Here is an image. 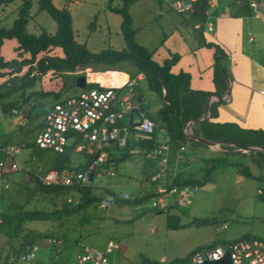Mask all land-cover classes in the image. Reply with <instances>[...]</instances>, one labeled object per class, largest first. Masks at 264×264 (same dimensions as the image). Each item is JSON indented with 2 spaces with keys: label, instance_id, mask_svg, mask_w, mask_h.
<instances>
[{
  "label": "rangeland",
  "instance_id": "rangeland-1",
  "mask_svg": "<svg viewBox=\"0 0 264 264\" xmlns=\"http://www.w3.org/2000/svg\"><path fill=\"white\" fill-rule=\"evenodd\" d=\"M24 1L10 0L0 5V9L8 13L4 17L0 12V26L8 27L12 19L18 17ZM31 1L30 18L26 24L27 32L54 33L56 22L47 11H37V0ZM123 1L111 0L110 6L119 8ZM176 1L188 0H128L134 39L138 44L147 45L148 50L154 47L153 58L157 61H160L159 54L164 50L163 46L159 47V43L169 37L168 33L163 32L162 26L169 28L168 21L174 22L175 25L186 24L185 18H191L190 15L183 16L172 6ZM212 1L233 11L241 5L245 7L244 4L249 0ZM260 1L264 5V0ZM51 2L58 9L63 7L69 9L75 39L79 43H84L91 52L107 48L120 50L125 46L120 26L122 17L108 6V0H51ZM198 15L200 16V13L196 12L192 20L198 19ZM148 39L149 42L145 43ZM199 39L202 40L201 36ZM7 42L1 49L5 59L20 60L27 56L12 46L17 44L16 39ZM213 49L215 50L214 46ZM61 55L59 48L51 47L38 53L36 59ZM97 65L88 63L83 70L93 72ZM26 68L24 66L19 74H23ZM131 71L134 69L131 68ZM63 72L64 70L61 71L62 74ZM43 74L32 70L29 77L19 82L16 90H12L13 86L15 87L14 83L6 80L8 74L0 76V141L15 144L20 148L17 160L24 168L32 169L41 163L40 160L44 163L42 166L46 167L56 157L54 152L38 149L34 143L41 127L45 107L54 103L56 92H60V96L65 98L79 91L73 79H67L71 78L67 74L62 75L56 71L45 76ZM48 91L51 92L48 95L41 93L45 94ZM135 92L146 99L142 106V115L158 121V111L165 104L161 95L149 89L145 79L139 82ZM3 104L14 106H10L8 112H4L1 110ZM26 104H30L32 108L30 114H25L24 111L21 114L12 113L13 108H24ZM158 136L161 141L173 144L169 141L166 130H159ZM134 144L131 135L128 147L118 148L111 145L110 159L97 163L95 170L98 175L94 173L91 180L94 185L93 194L99 196L100 201L103 199L110 201L105 209L99 207V201L95 205L78 209L70 215H61L57 219L26 223L27 229L51 232L59 236L57 239L61 242L57 247L49 246L46 243L47 238L37 242L41 247L38 264H75L73 261L75 250L84 246L104 249L108 241H113L118 246L109 256L113 264H170L176 258L202 251L212 243L224 245L241 237L264 240V171H259L249 164L242 154L233 157L223 154L215 156L203 149L196 154L190 152L191 148L187 147L185 155L192 153L191 157L194 158L189 167L188 178L196 180L198 190L187 196L188 200L183 204L179 203L182 199L180 194L171 195L170 207L166 213L153 210L151 199L132 205L111 200L104 191L106 188L110 187L117 192L121 199L124 193L132 197L145 174L151 171L157 157L159 158L151 151L130 153L129 149H133ZM113 158L116 160L110 162ZM68 159L71 167L86 169L93 156L70 152ZM231 159L233 165L230 167L226 162ZM109 172H113L114 175H110ZM25 182L26 180L19 176L14 186L9 184L6 187L9 192L11 191L9 196L20 201L23 195L29 193L25 188ZM31 186L33 184L29 185ZM39 196L37 198H40V201H36L37 207L45 205H48L49 209L66 207L63 201L56 200L49 204L41 200L42 195ZM74 203H77V200ZM0 210L2 211L1 207ZM169 220L176 226H169ZM3 231L0 223V264L5 263L11 246L18 244V239L8 240ZM189 262L191 263V258Z\"/></svg>",
  "mask_w": 264,
  "mask_h": 264
},
{
  "label": "trees",
  "instance_id": "trees-1",
  "mask_svg": "<svg viewBox=\"0 0 264 264\" xmlns=\"http://www.w3.org/2000/svg\"><path fill=\"white\" fill-rule=\"evenodd\" d=\"M10 0H0V5ZM38 10H45L49 13L52 19L56 22V30L54 33H47L42 31L39 34L28 33L26 24L29 18V10L32 7L31 0H25L20 7L19 15L15 18L9 27H0V48L3 39H16L17 49L24 53H28V57L20 60L12 58L5 60L0 51V76L8 74L6 79L8 82H13L12 90H16L19 82L23 81L31 74L32 70L36 68L37 71L46 73L52 69L57 72L74 71L76 68L83 67L88 63L104 64L106 68H117L120 64L127 62L135 67L136 73H143L149 89L156 91L161 95L165 104L162 109L158 111V121L150 118L154 123V132L150 138H139L137 143L144 149L145 152L152 151L158 144L157 135L159 130H166L169 136V141L176 143L183 138L181 131L182 126L190 119L198 118L204 110V100L208 92L192 90L190 88V75L186 72L173 73L171 68L179 59V55L173 53L170 57L164 59L161 63L152 58V51L144 46L138 44L134 39V29L132 28V19L128 12V0L123 1V5L119 8H112L110 6L111 0L108 1V6L120 13L121 33L125 42V46L120 50L107 48L98 52H91L84 43H79L74 36L72 30V18L67 7L61 9L56 8L51 0H37ZM209 0H195L193 3L194 11L199 12L200 16L204 18V11L208 5ZM207 46L215 48V60L213 64V81L216 87H225L224 67L221 59L225 57L223 50L215 43H206ZM51 47L59 48L62 52L61 56H45L36 59L38 53L45 51ZM32 63H35L33 66ZM28 65L27 70L23 74H19L24 66ZM135 74H130L132 77ZM70 79H75L72 76ZM96 84H87V87H95ZM42 95H48L50 91L41 92ZM55 97L60 96V92L54 93ZM17 105V104H16ZM15 105V106H16ZM10 106L1 105V110L8 112ZM51 106V105H50ZM47 106L45 110L49 109ZM29 107L24 110V113L30 114ZM42 126V124H41ZM201 132L203 137L212 141L233 142L240 146H261L264 147V130L260 129H242L238 125L210 123L208 119L202 121ZM128 147V145L126 146ZM39 149V148H38ZM46 150V149H42ZM51 151V150H50ZM53 152V151H52ZM56 157L51 160L46 167L42 166L44 170L56 169L62 170L64 168L70 170H81L80 167L73 168L68 163L70 152L63 154L56 153ZM261 153V152H259ZM24 162V161H23ZM25 163V162H24ZM35 167V166H34ZM33 167V168H34ZM33 168H22L18 171H10L5 174L6 183L0 190V223L4 229L3 233L8 240L18 239L16 246H11L7 258L11 254H19L26 250L27 247L37 244L46 238H58L59 236L51 232H40L25 227L30 221H48L59 218L61 215H70L78 209H85L89 205H95L100 201V197L93 194L94 185L90 181L83 186H46L42 185L33 175ZM22 177L26 180L25 188L28 194L23 195L20 201L11 198L9 189L6 187L11 184L15 185L18 178ZM30 184L33 186L29 187ZM196 184V180L187 178H176L171 185ZM113 201H120L123 204L143 203L149 198V195L143 198H120L115 192L104 190ZM8 194V195H7ZM7 195V196H5ZM39 195L43 197L46 203L52 204L56 200L63 201L66 205L64 209L37 207L36 201H40ZM73 199L68 202L67 197ZM77 200V203H74ZM169 226H176L172 221H168ZM243 238V237H241ZM248 238V237H245ZM212 243L209 247L215 246ZM194 253L191 252L183 258H176L170 264H189V260ZM40 256L36 264H38Z\"/></svg>",
  "mask_w": 264,
  "mask_h": 264
},
{
  "label": "crops",
  "instance_id": "crops-1",
  "mask_svg": "<svg viewBox=\"0 0 264 264\" xmlns=\"http://www.w3.org/2000/svg\"><path fill=\"white\" fill-rule=\"evenodd\" d=\"M250 1L252 0L244 4L245 7L241 5L237 10L232 11L220 7L214 1L209 0L204 11V18L198 15L199 18L193 21L192 17L196 13L193 12L190 14V19L185 18V21H187L186 24L178 23L175 25L174 22L168 21L167 25L169 28L162 26L163 32L168 33L169 37L159 43V47H164V50H161L159 54L160 61L153 58L154 47L150 50L152 51V58L161 63L164 59L170 57L171 54H178L179 59L176 64L172 66L171 71L173 73H188L190 75V88L192 90L206 91L208 94L204 100V110L202 114L196 119L188 120L182 126V139H179L176 143L171 145L167 141H161L157 135L158 143L163 142L168 146L166 155L167 161L164 171L160 173L161 161L158 162L160 157H157L151 171L145 174L142 182L137 187L135 195H132V199L136 197L140 199L147 195H149L148 199H152L155 196V190L158 185L162 183L171 185L176 178H187L189 176L188 174H190L189 167L194 159L191 157L192 153H189L195 152L199 154L201 149L215 156L223 154L233 157L236 154H242L246 157V161L249 164L259 171H264V147L255 146L262 149L258 151H237L236 146L240 145L233 142L213 141L218 143L215 146H208L195 139V137H200L207 141H212L204 138L201 132V123L206 119H208L210 123H234L246 130H264V5L263 10L256 16L249 4ZM255 1L261 2L260 0ZM0 12L3 13L2 16L4 17L8 14L5 13L2 8ZM14 19H12L10 25ZM200 36L202 40L199 39ZM8 40L10 39H3L0 51L2 46L8 43ZM146 42H149V39L146 40L145 43ZM206 43H215L219 45L225 54V57L221 59L225 74L224 89L223 87L220 88V83L219 88L216 87L213 81V64L216 55L213 47L205 46ZM140 45L147 48L145 44ZM12 46L17 49L18 43ZM17 51L20 52L21 50L17 49ZM23 54L27 56H23L22 58L28 57V53L23 52ZM32 65L34 66L35 63H32ZM97 66L98 67L93 70V72L87 69L81 70V67H78L74 71H64L63 73L70 77L74 76L76 79V75L79 76L84 74L83 72L88 71L86 83L101 79L102 82L106 84L118 81V76L125 79L129 77V73L135 74V67L127 62L120 64L117 70H111L109 71L110 73L107 74H100L103 72L100 70L104 64H98ZM26 67L28 68V65H26ZM131 68L134 69L133 72ZM34 71L37 70L34 69ZM51 72L55 71L50 69L44 73L43 76ZM58 73L62 74L61 72ZM135 75H139L140 78L133 87V109L128 114L129 122L131 114L132 120L136 121L135 117H137L138 113L142 114V106L146 103V99L135 92V88L138 87L139 82L145 79L144 75L143 73H136ZM102 78L105 80L103 81ZM67 79L70 78L67 77ZM75 79L73 83L76 85ZM80 89L81 88H79V90ZM65 98L61 96L55 97L54 103ZM50 105L51 104L48 106ZM25 106L29 108L30 104H26ZM205 112L207 113L206 117H204ZM200 119L202 120L199 121ZM132 138L135 144L133 149H129V152L140 153V151H144L137 143V140L134 137ZM187 147L191 148L188 153L189 155H185ZM114 160L116 159L113 158L110 162ZM226 163L230 167L233 165L232 159ZM156 173L160 175L154 180L153 178ZM107 189L115 192L110 187ZM115 193L117 194V192ZM122 197L124 198V195Z\"/></svg>",
  "mask_w": 264,
  "mask_h": 264
},
{
  "label": "built area",
  "instance_id": "built-area-1",
  "mask_svg": "<svg viewBox=\"0 0 264 264\" xmlns=\"http://www.w3.org/2000/svg\"><path fill=\"white\" fill-rule=\"evenodd\" d=\"M194 1H176L172 3V6L183 15H190L194 10ZM249 4L256 16L263 10L261 2L252 0ZM117 69L118 67L103 66L100 71H103L102 74H107ZM83 73L81 75L87 78L88 71ZM139 78V75L125 79L118 76V81L110 84L102 82L101 79L85 82V87L81 88L77 94L53 103L49 109L44 111L42 126L34 141L37 148L60 154L67 151L85 153L92 155L93 159L86 169L81 170L67 168L44 170L41 164H36L33 168V175L42 185H87L94 178V173L98 175L95 170L97 163L110 158L109 147L111 145L125 148L131 135L136 140L152 136L154 123L149 118L143 117L142 122L137 126H131L128 119V114L133 109V87ZM87 84H96V86L87 87ZM27 108L28 106L20 109L13 108L12 113L21 114ZM167 149V144L159 142L151 151L153 155L160 157V173L164 171L167 161ZM20 152L17 145L0 141V190L7 181L5 177L7 172L22 168L17 160ZM109 174L114 175L113 172ZM159 175L156 173L153 179H157ZM197 190L198 185L196 184L167 185L162 183L157 186L155 196L151 199V208L158 213H166L170 207L169 197L171 195L180 194L182 199L179 203L183 204L187 202V196ZM129 197L128 194H124V198ZM67 201L71 202L73 199L69 197ZM109 204V200L103 199L99 207L105 209ZM46 243L57 247L61 242L56 238H47ZM117 247V243L113 241H108L104 249L84 246L75 250L73 261L75 264H113L109 256ZM226 253L229 254L230 264H264V240L243 237L224 245L205 248L195 252L189 264L217 261ZM40 255L41 247L35 243L19 254L9 255L7 264H36Z\"/></svg>",
  "mask_w": 264,
  "mask_h": 264
},
{
  "label": "water",
  "instance_id": "water-1",
  "mask_svg": "<svg viewBox=\"0 0 264 264\" xmlns=\"http://www.w3.org/2000/svg\"><path fill=\"white\" fill-rule=\"evenodd\" d=\"M85 82H86V76L85 75L78 76L75 79V83H76V86L78 88H84L85 87ZM206 115H207V113L205 112L204 113V117H206ZM202 119H200L199 121H201ZM142 120H143V115L141 113H138L136 121L132 120V114H131L130 125L131 126H137V125H139L142 122ZM195 139L203 142L204 144H206L208 146H215L218 143V142H213V141H207V140H205L203 138H200V137H195ZM236 150L237 151H258V150H262V149L259 148V147H255V146H248V147L236 146ZM96 157L97 156H95V158ZM90 180H91V177H90ZM202 264H230L229 254L226 253L225 256L223 258H221L220 260H217V261H205Z\"/></svg>",
  "mask_w": 264,
  "mask_h": 264
}]
</instances>
